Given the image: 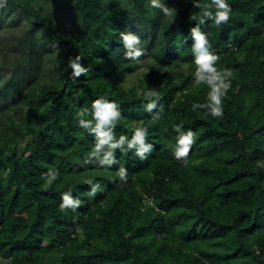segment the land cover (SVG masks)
<instances>
[{"label":"trees","instance_id":"trees-1","mask_svg":"<svg viewBox=\"0 0 264 264\" xmlns=\"http://www.w3.org/2000/svg\"><path fill=\"white\" fill-rule=\"evenodd\" d=\"M3 261L264 264V0H0Z\"/></svg>","mask_w":264,"mask_h":264},{"label":"clouds","instance_id":"clouds-1","mask_svg":"<svg viewBox=\"0 0 264 264\" xmlns=\"http://www.w3.org/2000/svg\"><path fill=\"white\" fill-rule=\"evenodd\" d=\"M220 7L224 8L225 11L218 14L217 23L227 20V12H228L227 7L222 2L220 3ZM125 39L128 40L129 44L132 43V39L130 37H125ZM197 39L200 41L201 45L204 43V39L202 36L197 35ZM210 59L211 58L209 56H203V57H201V62L204 63L205 66H208V62L210 61ZM72 66L76 69L77 73L79 71H81V69L79 68L78 65L73 64ZM97 104H98V102H97ZM217 114H220V113H217ZM113 116H114V113L111 111V105H99L98 104V110L96 112V117L98 118V121H99V123L97 125L98 127L100 124L109 121ZM178 143L180 145H182V147L178 149L176 155L177 156L186 155L189 151V145L191 144L190 134L186 135V136H182L179 139ZM64 202H65V204H71L72 203L68 199V197L64 198Z\"/></svg>","mask_w":264,"mask_h":264},{"label":"rangeland","instance_id":"rangeland-1","mask_svg":"<svg viewBox=\"0 0 264 264\" xmlns=\"http://www.w3.org/2000/svg\"><path fill=\"white\" fill-rule=\"evenodd\" d=\"M41 3H42L43 6H48L49 7V4H46L45 1H43ZM57 3L58 4H56V6H53L54 8L51 9L52 12L54 13L53 16L55 17L56 21L58 22V24L61 27L65 28V29H72L73 26H74V22H75V21H73L74 18H73V15H72V9L71 8L68 9L66 7L60 6V4H62V3L59 2V1ZM51 7H49V8H51ZM138 76L139 77L141 76L140 72H137L136 76L133 77V79H136ZM0 264H7V263H6V261H3Z\"/></svg>","mask_w":264,"mask_h":264}]
</instances>
